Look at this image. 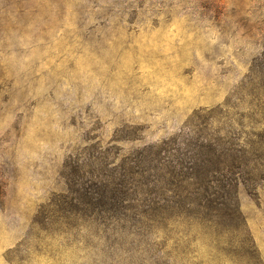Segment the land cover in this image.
Masks as SVG:
<instances>
[{
    "label": "rangeland",
    "instance_id": "rangeland-1",
    "mask_svg": "<svg viewBox=\"0 0 264 264\" xmlns=\"http://www.w3.org/2000/svg\"><path fill=\"white\" fill-rule=\"evenodd\" d=\"M0 264H264V0H0Z\"/></svg>",
    "mask_w": 264,
    "mask_h": 264
},
{
    "label": "trees",
    "instance_id": "trees-1",
    "mask_svg": "<svg viewBox=\"0 0 264 264\" xmlns=\"http://www.w3.org/2000/svg\"><path fill=\"white\" fill-rule=\"evenodd\" d=\"M236 216H237V214H236Z\"/></svg>",
    "mask_w": 264,
    "mask_h": 264
}]
</instances>
